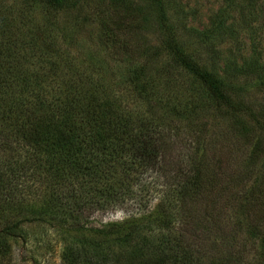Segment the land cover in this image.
Listing matches in <instances>:
<instances>
[{"label": "trees", "instance_id": "trees-1", "mask_svg": "<svg viewBox=\"0 0 264 264\" xmlns=\"http://www.w3.org/2000/svg\"><path fill=\"white\" fill-rule=\"evenodd\" d=\"M146 1L154 7L161 44L171 55L170 70L183 72L190 86L188 99L183 81L178 83L177 91L168 89L176 96L166 109L182 118L197 117L210 107L225 109L235 113L234 128L241 134L254 135L256 129L264 136V107H253L245 101L251 86L264 90V55L257 50L256 39V23L261 15L258 1L223 0L209 26L189 28L201 45L194 48L186 45L172 20L171 0ZM82 2L22 0V8L10 10L0 3V194L5 192L3 199L0 197V257L11 248V240L23 236L19 213L33 210L29 219L34 220L35 215L40 219L43 214L81 236L64 251L65 264H158L160 261L148 258V250L165 260L180 263L186 257L188 262L192 260L191 249L179 240V235L172 236L174 222L169 213L160 220L169 232L150 243L140 228L127 230L119 225L121 230L117 229L111 238L105 227H89L90 222L85 220L88 205L105 201L102 207L98 205L103 208L123 198L133 173L161 166L167 134L152 115L122 106L104 84L91 79L85 84L69 80L59 83L55 60L50 61V71L44 72L40 66L30 70L29 59H36L42 67L50 63L40 46L52 41L44 28L28 19L30 12L40 3L48 11H55L76 8ZM227 43H232L229 56L222 50ZM155 74L145 83L141 81L143 71L138 69L135 83L140 95L161 102ZM263 140L259 136L254 143L259 146ZM195 153L190 161H194ZM192 172L183 185L181 182L174 189L182 198L188 197V188L203 186L199 166ZM18 185L29 192L37 186L33 202L26 203L22 195L19 197L14 191ZM38 200L39 211L35 206ZM150 218H145L148 224ZM117 225L111 223V228ZM135 237L141 238L134 243ZM130 242L133 245L126 257L121 253L123 248L118 247ZM261 243L259 264H264V236Z\"/></svg>", "mask_w": 264, "mask_h": 264}, {"label": "rangeland", "instance_id": "rangeland-1", "mask_svg": "<svg viewBox=\"0 0 264 264\" xmlns=\"http://www.w3.org/2000/svg\"><path fill=\"white\" fill-rule=\"evenodd\" d=\"M171 1L170 15L182 32L181 38L192 48L201 47L189 28L209 26L223 0ZM257 1L261 8L256 23L257 50L264 55V0ZM0 3L8 10L22 8V0ZM153 8L146 0H83L76 8L55 11H48L40 3L28 17L50 34L52 41L48 45L41 43L40 48L49 62L55 60L59 65V83L69 80L85 84L91 79L104 84L109 95H115L122 106L152 115L167 134L161 166L133 173L123 198L103 208L98 205L105 201L88 205L85 220L90 222L89 227H105L111 238L117 229L121 230L119 225L127 230L140 228L150 243L169 232L168 226L160 223L169 213L174 222L172 236L179 235V240L191 249L192 260L185 262V257V263H176L148 250V258L160 261L158 264H259L264 236V142L258 146L254 141L264 136L256 129L254 135L241 134L234 128L235 113L225 109L210 107L192 118H182L166 109L176 96L168 89L177 91L180 82L186 83L187 78L179 70H170L171 55L161 44ZM242 36L249 42L248 35L243 32ZM231 46L227 43L222 47L225 56L231 53ZM28 62L30 70L41 67L47 72L53 67L51 62L44 67L36 59ZM138 69L143 71L141 81L145 83L156 73L161 102L140 95L135 83ZM183 86L187 89L185 96L191 98L189 84ZM245 101L253 107H264V90L251 86ZM194 152V161H190ZM197 165L203 186L188 188L197 192L188 190V197L182 198L174 189L192 176ZM22 186L14 191L26 203L33 202L37 186L30 192ZM35 206L39 211L41 201H36ZM30 211L34 212L24 210L17 216L18 220L23 219L19 230L23 236L11 240V248L0 257V264H65L64 251L81 236L43 214L40 219L35 215L31 220ZM146 217H151V223H147ZM111 223L118 225L111 228ZM61 227L67 231L60 230ZM140 238L135 237L132 242ZM126 244L118 248L127 251L120 249L129 257L133 243Z\"/></svg>", "mask_w": 264, "mask_h": 264}]
</instances>
